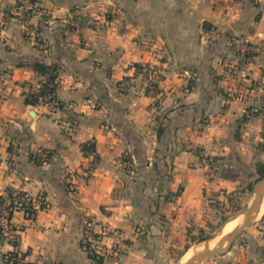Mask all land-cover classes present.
<instances>
[{
	"label": "crops",
	"instance_id": "0c3cea01",
	"mask_svg": "<svg viewBox=\"0 0 264 264\" xmlns=\"http://www.w3.org/2000/svg\"><path fill=\"white\" fill-rule=\"evenodd\" d=\"M17 1L0 0V196L48 205L12 214L23 262L171 264L188 232L210 226L212 195L237 184L230 170L256 175L264 162V0H40L48 16L25 21L8 10ZM74 16L93 24L75 29ZM240 41L254 48L247 88L224 68ZM36 62L59 66L55 112L24 102L45 80ZM203 156L220 174L208 177ZM262 206L216 264H264ZM87 223L102 262L83 246ZM14 250L0 242V264Z\"/></svg>",
	"mask_w": 264,
	"mask_h": 264
},
{
	"label": "rangeland",
	"instance_id": "374dc122",
	"mask_svg": "<svg viewBox=\"0 0 264 264\" xmlns=\"http://www.w3.org/2000/svg\"><path fill=\"white\" fill-rule=\"evenodd\" d=\"M241 43H243V41H240L238 44ZM249 47H250L249 55L251 57L250 59L247 58L248 55L246 56L242 55L238 51L236 46L234 50H232L233 58H231V60L227 59L224 63V68L230 73V77H232V79L237 80L236 83L234 82L235 85L236 86L238 85V87H242V88H247L250 83L248 82V80H246V76H247L246 65L253 60L254 48L252 45H250ZM255 113L261 116L262 114H264V107L261 106L260 104L259 108L255 111ZM255 131H257L256 134L258 136V133L260 131V126L259 129ZM204 157L206 156L202 157V161ZM218 167L220 171L222 167L221 166ZM245 167L248 169V171H250L251 166L246 165ZM219 171L218 174H220ZM233 173L236 174L237 176L236 177L238 180L237 184L230 190L225 189L220 191L216 195H212L211 204L214 212L212 214L213 217L210 220L211 222H209L210 226H208L207 228L197 227L195 232H188L187 237L185 239L184 238L182 239L180 243V248H177L171 264H180L184 259L185 261L189 259L188 256L190 254H191L190 256H192L195 253L196 249L201 247L202 241L215 234L220 228H222L224 224H225L224 233H228L229 231H231V229L234 228L236 223L238 224L240 222L242 213L248 207V205H250L254 197L253 185L257 180V175L251 173L237 174L235 173L234 170H231L230 174ZM262 209H264V206H262ZM236 217L237 219H235ZM219 257L222 256H215L207 260L203 264H216L215 259Z\"/></svg>",
	"mask_w": 264,
	"mask_h": 264
},
{
	"label": "built area",
	"instance_id": "2783aa9c",
	"mask_svg": "<svg viewBox=\"0 0 264 264\" xmlns=\"http://www.w3.org/2000/svg\"><path fill=\"white\" fill-rule=\"evenodd\" d=\"M8 10L13 16L23 21L31 16H48V11L42 5L40 0H19ZM71 22L72 26L75 29H79L84 23L87 25L93 24V21L91 19L79 16H74ZM249 46L250 45L247 42H243L241 44L237 43L238 51L244 56L249 54ZM58 82L59 80L57 78L55 84H58ZM156 90L157 89L155 83H150L149 92L154 95L156 93ZM39 104L45 105L50 109V111L55 112L59 110L61 102L56 94H51L41 97ZM202 164L206 168L209 178H214L218 174L219 167L216 164H211L208 157L203 158ZM123 166L127 171H129V173L132 172V162H129ZM18 195H20L21 200H18V198L15 199L13 207H10L12 202L10 201L8 195H5L6 203L4 205H0V242H8L11 245V239H14L16 235H19L22 230L12 223L11 219L13 212L15 210H19L24 212L29 219H34L40 210L47 208L48 206L46 203V199L43 196L34 198L25 192L14 193V196ZM43 204L45 205L44 207L42 206ZM87 226L88 231L85 233L83 243L89 245L88 247L91 249L92 254L95 255V257H103L105 254L103 253V249L100 244L102 234L94 233L91 230V223H87ZM105 236H108L109 239H111L110 246L111 248H113L115 244L118 243L117 240L121 238L122 234L120 233V231L114 230L107 232Z\"/></svg>",
	"mask_w": 264,
	"mask_h": 264
},
{
	"label": "trees",
	"instance_id": "16d2710c",
	"mask_svg": "<svg viewBox=\"0 0 264 264\" xmlns=\"http://www.w3.org/2000/svg\"><path fill=\"white\" fill-rule=\"evenodd\" d=\"M247 58H249V59L251 58L249 54H248ZM33 67H34L35 71L40 76L45 78V80L42 82L39 89L25 93L24 102L27 105L36 106L39 104L41 97H44L46 95L56 94L58 84H55V81L59 76V66L57 64H45V63L36 62L33 64ZM138 68H140V67L138 66ZM61 106H62V104L60 105V107ZM262 139H263V141L258 145V148L261 151H264V128H263V132H262ZM82 150H83V153L86 157L93 156L94 162H92V167L90 170L91 171L94 170L95 166H96V162L98 160V155L96 154L95 142L84 143L82 146ZM43 153L47 154V152H43ZM46 158L47 159L49 158V154H48V157H46ZM33 159H34V161H36V163L42 162V160H44V158L42 156L41 157H33ZM208 159L210 160L211 164H216L218 166H221V164L219 162L220 161L219 158L208 157ZM129 162H132V161L128 156H125L122 160L123 165H126ZM256 175H257V180L264 178V162H258L257 163ZM226 176H229V175H226ZM236 177H237L236 174H234V173L230 174V179L234 180V179H236ZM14 193H15L14 191L9 190L6 194L9 196L10 201L12 202L10 207H13L15 199L18 198V200L19 199L21 200L20 195L14 196ZM5 203H6L5 195L0 196V205H4ZM42 206L44 207L45 205L43 204ZM30 218H32V217H30ZM87 231H88V229L86 228L84 231V236H85V233ZM83 239H84V237H83ZM19 240H20V235H16V237L14 239H11V243L14 246L15 250L4 256V259H5L7 264H25L23 261H24V258L26 257V253H22L19 250ZM83 246L87 250L89 255L95 261H97L98 263L102 262L103 257H99V258L95 257V255L92 254L91 249L88 247L89 245H86L83 243ZM27 264H33V263H27Z\"/></svg>",
	"mask_w": 264,
	"mask_h": 264
},
{
	"label": "water",
	"instance_id": "95a60500",
	"mask_svg": "<svg viewBox=\"0 0 264 264\" xmlns=\"http://www.w3.org/2000/svg\"><path fill=\"white\" fill-rule=\"evenodd\" d=\"M254 197L252 202L241 215L240 222L234 230L224 233V226L211 237L202 241V245L195 253L180 264H203L207 260L228 253L233 243L250 227L260 214V207L264 204V178L258 179L253 185Z\"/></svg>",
	"mask_w": 264,
	"mask_h": 264
},
{
	"label": "bare ground",
	"instance_id": "6f19581e",
	"mask_svg": "<svg viewBox=\"0 0 264 264\" xmlns=\"http://www.w3.org/2000/svg\"><path fill=\"white\" fill-rule=\"evenodd\" d=\"M263 206H264V204H263ZM260 210H261V207H260ZM235 219H237V217H236ZM235 219H232V220H235ZM237 225H238V224L236 223V225L234 226V228H233V229H231V231H232V230H234V229H235V227H236ZM196 246H198V245H196ZM199 248H200V247H199ZM199 248H198V249H199ZM196 250H197V249H196ZM190 255H191V254H190ZM190 255L188 256L189 258L191 257Z\"/></svg>",
	"mask_w": 264,
	"mask_h": 264
}]
</instances>
